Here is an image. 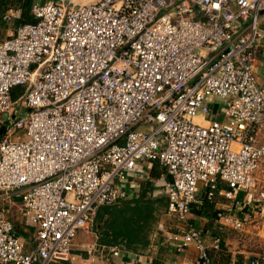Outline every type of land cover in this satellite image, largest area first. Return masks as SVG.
Returning a JSON list of instances; mask_svg holds the SVG:
<instances>
[{
    "label": "built area",
    "instance_id": "obj_1",
    "mask_svg": "<svg viewBox=\"0 0 264 264\" xmlns=\"http://www.w3.org/2000/svg\"><path fill=\"white\" fill-rule=\"evenodd\" d=\"M32 15L0 43V196L22 193L36 234L29 250L0 211V264L68 261L77 232L125 198L115 180L144 161L170 177L171 241L212 264L192 209L236 201L264 174V0H48ZM225 222L243 230L250 218Z\"/></svg>",
    "mask_w": 264,
    "mask_h": 264
},
{
    "label": "crops",
    "instance_id": "obj_2",
    "mask_svg": "<svg viewBox=\"0 0 264 264\" xmlns=\"http://www.w3.org/2000/svg\"><path fill=\"white\" fill-rule=\"evenodd\" d=\"M9 13L14 17L10 24L16 26L19 11L12 8L5 15ZM15 26L13 32H5L0 37V43L15 34ZM7 119L0 114V127ZM259 174L256 190L237 193L236 201H241L240 206L235 200L220 197L215 218L201 217L197 208L190 213V222L201 233L208 251L214 254L218 241L219 249L230 254L229 264H250L254 258H264V186H260L262 176L264 184V174ZM169 182L170 177L158 163L139 162L134 171L115 180L125 192V198L99 208L93 225L77 232L70 259L53 264H198L199 252L195 246L178 250L171 241L178 232L179 222L164 191ZM21 205V199L5 200L0 196V211H6L14 224L26 226ZM230 215H247L250 223L243 230H235L231 225H224ZM139 216L144 217L141 223ZM27 248L31 250L33 244L28 243Z\"/></svg>",
    "mask_w": 264,
    "mask_h": 264
},
{
    "label": "trees",
    "instance_id": "obj_3",
    "mask_svg": "<svg viewBox=\"0 0 264 264\" xmlns=\"http://www.w3.org/2000/svg\"><path fill=\"white\" fill-rule=\"evenodd\" d=\"M42 3L47 2L48 0H39ZM37 2V0H11L10 3L3 4L1 3L0 11L4 8L2 13H6L9 10H17L20 13V17L16 22V30L26 24H34L36 22L35 18L32 15V7ZM16 33V32H15ZM15 35V34H14ZM25 89L23 87H16L11 92V97L13 102H17L19 98L24 95ZM220 188H226L225 185L220 184ZM144 200V198H143ZM222 200L218 194H216L213 200H204V205L199 209L200 216L203 218L213 219V217L217 216L218 214L216 210V204ZM140 205V203H138ZM149 208V207H148ZM151 211L149 210V215ZM214 217V218H215ZM150 216L147 218L149 220ZM139 222L144 221L143 216L138 217ZM126 223L128 224L129 219L126 218ZM15 233L17 236L22 237L26 242L32 243L35 237V229L32 227H26L24 225L14 224ZM217 250L214 254L210 253L209 255L211 258L212 264H229L230 261V254L224 252L222 249H215Z\"/></svg>",
    "mask_w": 264,
    "mask_h": 264
},
{
    "label": "rangeland",
    "instance_id": "obj_4",
    "mask_svg": "<svg viewBox=\"0 0 264 264\" xmlns=\"http://www.w3.org/2000/svg\"><path fill=\"white\" fill-rule=\"evenodd\" d=\"M10 1L11 0H0V5H1V3H3V4H7V3H10ZM88 1H94V0H88ZM36 3H42L41 1H39V0H37V2ZM0 8H1V6H0ZM4 11V8L0 11V37L2 36V35H4L5 34V32L6 33H8V32H13V30H14V24H10L11 22L10 21H7V20H5V18H4V15H5V13H2ZM9 14H11V13H9ZM262 29H264V26L262 25V27H261ZM261 68H262V65H259L258 66V68H257V72H259V74L258 75H256V77H257V80H258V84L260 85V86H264V78L262 77V74H261ZM222 102V105H224L225 103H226V101H221ZM21 112L22 113H24V114H27V109H26V107H22L21 109ZM221 120V119H220ZM207 121H209V119H207ZM194 122L196 123V124H201V123H203V120H202V118L200 117V116H198L195 120H194ZM16 132V130L14 131V133ZM18 134H21V133H19V132H16L15 133V137L18 135ZM262 181H263V176L262 177H260V186L261 187H263L264 186V184H262ZM21 196H22V193H17L16 195H15V197L17 198V199H21ZM21 208H22V205H21ZM14 212H16V210H14ZM9 218V217H8ZM255 219V218H254ZM257 219V218H256ZM23 221H24V219H23ZM253 221V220H252Z\"/></svg>",
    "mask_w": 264,
    "mask_h": 264
},
{
    "label": "water",
    "instance_id": "obj_5",
    "mask_svg": "<svg viewBox=\"0 0 264 264\" xmlns=\"http://www.w3.org/2000/svg\"><path fill=\"white\" fill-rule=\"evenodd\" d=\"M54 2H58V3H69V2H74L76 4H85V3H89L90 1L88 0H51ZM15 117H13L12 119H14ZM10 125V121L7 120L5 121V123L0 127V140L6 135L8 126Z\"/></svg>",
    "mask_w": 264,
    "mask_h": 264
}]
</instances>
